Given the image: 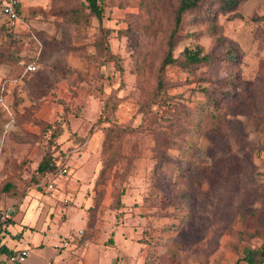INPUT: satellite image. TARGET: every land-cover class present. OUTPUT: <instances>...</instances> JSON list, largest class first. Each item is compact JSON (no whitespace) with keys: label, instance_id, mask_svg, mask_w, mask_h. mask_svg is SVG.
I'll return each instance as SVG.
<instances>
[{"label":"rangeland","instance_id":"obj_1","mask_svg":"<svg viewBox=\"0 0 264 264\" xmlns=\"http://www.w3.org/2000/svg\"><path fill=\"white\" fill-rule=\"evenodd\" d=\"M83 1L20 0V20L0 33V206L17 233L6 245L30 250L20 264H264V0L219 15L215 34L184 17L174 57L200 46L215 62L166 66L153 104L178 0H99L102 22L88 27L62 15ZM229 48L227 112L183 135L199 89L223 86ZM28 63L37 72L24 74ZM113 123L125 132L105 152ZM48 155L68 172L53 174L52 193L38 184Z\"/></svg>","mask_w":264,"mask_h":264},{"label":"trees","instance_id":"obj_2","mask_svg":"<svg viewBox=\"0 0 264 264\" xmlns=\"http://www.w3.org/2000/svg\"><path fill=\"white\" fill-rule=\"evenodd\" d=\"M245 1L246 0H178V5L174 12L173 28L166 43L167 50L158 69L160 74L159 81L157 82V88L155 89V94L153 96L154 99H151L150 104H153L155 99L160 101V95L164 94L166 87L170 86L167 84V82L162 80L163 76L161 74L163 73L166 66L178 65L180 68L193 73L195 70L203 66L210 67L215 62L210 54L203 53V49L200 46H196L194 49H184L179 58L174 57L173 49L178 39V33L184 22V17L191 15L193 22L192 24L194 25L199 23H207V30L210 32V34H215L217 27L214 22L217 20L218 16L232 15V17H240L237 11ZM17 11L19 13V8ZM62 15H65L69 22L74 25L81 24L84 27H88L93 19L99 23L102 22L103 9L99 4V0H84L81 5L67 7V9L62 11ZM1 32L6 34V36L11 34V32L8 33V28L5 26L0 28V33ZM102 34L104 38L107 36V32ZM147 58V54L139 55L137 72L141 78L145 77V72L148 66ZM237 58L238 56L236 52L229 48L226 51L225 57L220 60V64L225 66L228 72V75L223 79V86H221L220 90L218 89L216 91H210L204 88L199 89L205 95L204 102L197 108L186 109L187 111H185V115L187 116V120L185 124L181 125V132L183 135H186L188 129H192L193 132L197 133V129L202 125L204 127V125L210 122L209 120L211 118H220L221 115L227 112L226 101L232 96V88L235 85L237 77L232 72L237 68ZM114 108L115 105L113 106V109L111 107V109L107 111L108 116L105 119L109 123L112 121V118H110L109 115L110 112L115 110ZM124 130L125 129L119 128L118 125L114 123L112 125L110 124L109 127L104 128L105 138L103 141V149L105 152H109L110 149L112 150L113 148H118L121 142V135L125 132ZM57 135L58 133L52 135V137L55 139ZM182 139L183 142L179 144L180 151L183 148H186L184 145V137ZM59 167H62V165H57L51 155L45 156L37 168L38 184L50 174L57 176V169ZM62 168H64V166ZM102 174H104V170L101 172V176ZM42 185L46 189L45 185ZM96 211L97 209L92 212L94 218L95 214H97ZM94 218H91L89 221H87V226L92 231L94 230V224H96V219ZM11 219L9 221H11Z\"/></svg>","mask_w":264,"mask_h":264},{"label":"built area","instance_id":"obj_3","mask_svg":"<svg viewBox=\"0 0 264 264\" xmlns=\"http://www.w3.org/2000/svg\"><path fill=\"white\" fill-rule=\"evenodd\" d=\"M20 6V0H4V3L0 9V14L7 17L8 22L11 26H14L20 20V15L18 13V8ZM24 74H32L38 70V67L34 63H28L24 65ZM4 90V87L2 88ZM0 103H3V99L0 96ZM57 173L59 177H64L67 175V170L65 168L59 167L57 169ZM53 174L45 177L42 180V184L45 185L46 191L52 193L56 190L54 184V177ZM64 204H68V200L64 201ZM11 219V214L7 211H4L0 208V224H5ZM29 256V252L27 250H21L11 256L10 261L12 264H20L23 263L27 257Z\"/></svg>","mask_w":264,"mask_h":264},{"label":"crops","instance_id":"obj_4","mask_svg":"<svg viewBox=\"0 0 264 264\" xmlns=\"http://www.w3.org/2000/svg\"><path fill=\"white\" fill-rule=\"evenodd\" d=\"M3 3H4V0H0V9H1ZM21 12H22V3L19 6V15L20 16L22 14ZM2 26H5V27L8 28V33H10L12 31V27H14V26L10 25V23L8 22L7 17H5V16L0 14V28ZM46 205H47V203H46ZM0 208L3 209L4 211L9 212L10 214L12 213V211H9L8 209H5V208H3L1 206H0ZM11 218H12L11 221H9L8 223L2 224V225L0 224V254L2 252L3 253H7V258H8L10 255H14L15 253H17V252H19L21 250H27L29 252V256H30V250L28 248L11 249L10 247H8L6 245L7 242L9 241V239L15 240V238L17 236L16 231L9 230L7 228L8 225L13 224V222H14V217L12 216ZM41 246L43 247L42 244H41ZM0 264H4V263L1 262V260H0Z\"/></svg>","mask_w":264,"mask_h":264}]
</instances>
